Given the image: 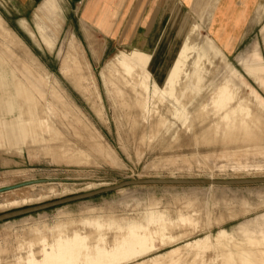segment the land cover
<instances>
[{"label": "rangeland", "instance_id": "rangeland-1", "mask_svg": "<svg viewBox=\"0 0 264 264\" xmlns=\"http://www.w3.org/2000/svg\"><path fill=\"white\" fill-rule=\"evenodd\" d=\"M41 2L0 0L19 110L11 125L0 79V188L47 179L0 192V213L126 179L264 176V0L231 56L206 32L217 0L169 4L145 46L97 35L82 0ZM263 240L264 184L134 185L0 221V264H264Z\"/></svg>", "mask_w": 264, "mask_h": 264}, {"label": "crops", "instance_id": "crops-1", "mask_svg": "<svg viewBox=\"0 0 264 264\" xmlns=\"http://www.w3.org/2000/svg\"><path fill=\"white\" fill-rule=\"evenodd\" d=\"M41 1L40 7L44 8L56 2ZM178 1L183 3L186 0H82L79 19L106 41L130 46L140 40L145 46L168 5L175 6ZM259 1L217 0L206 32L226 56L233 55L239 47ZM57 4L60 7L59 0ZM0 20L4 24L1 17ZM19 25L21 26L20 23ZM15 37L19 38L16 35ZM0 64L3 68L4 62L1 58ZM5 72L7 73L6 70ZM8 74L10 79V72ZM1 119L7 118L0 114ZM2 146L0 143V147ZM221 232L226 235L224 230Z\"/></svg>", "mask_w": 264, "mask_h": 264}, {"label": "water", "instance_id": "water-1", "mask_svg": "<svg viewBox=\"0 0 264 264\" xmlns=\"http://www.w3.org/2000/svg\"><path fill=\"white\" fill-rule=\"evenodd\" d=\"M47 179H33L29 181H22L17 184L9 185L6 187H1L0 192L18 188L24 185H28L36 182H45ZM147 184H213V185H247V184H264V176L262 177H243V178H230V179H198V178H136V179H126L120 181L119 183L105 185L90 191H85L82 193H77L74 195L58 198L55 200L38 203L34 205H29L7 212L0 213V221H5L13 219L19 216L31 214L47 208L60 206L69 202L77 201L80 199H85L93 197L99 194L119 190L127 186L134 185H147Z\"/></svg>", "mask_w": 264, "mask_h": 264}, {"label": "bare ground", "instance_id": "bare-ground-1", "mask_svg": "<svg viewBox=\"0 0 264 264\" xmlns=\"http://www.w3.org/2000/svg\"><path fill=\"white\" fill-rule=\"evenodd\" d=\"M1 30V29H0ZM1 33V32H0ZM3 33V32H2ZM4 37V36H3ZM10 37V36H9ZM9 37H8V39H9ZM11 38V37H10ZM17 40V39H16ZM11 43H12V41H11ZM14 44V43H13ZM10 48V47H9ZM4 53V52H3ZM81 58V57H80ZM79 58V59H80ZM79 61V60H78ZM76 62V61H75ZM80 63H82L81 61H79ZM30 64V63H29ZM81 66H82V64H81ZM80 66V67H81ZM83 66H85V64L83 65ZM30 67H31V65H30ZM30 67H28L27 66V63L26 64H24L23 65V68H22V72H29L28 74H29V76H30V72H31V69H30ZM71 67V66H70ZM33 68V67H32ZM71 68H73V67H71ZM86 68V67H85ZM76 69V68H75ZM85 70V69H84ZM37 71V70H36ZM70 71V70H69ZM76 71V70H75ZM80 71H82V69L80 70ZM88 71V70H87ZM35 72V71H34ZM33 73V72H32ZM84 73H86V71L84 72ZM8 73H6L5 72V70L2 68V66H1V64H0V79H1V85H2V88H3V92H4V97H5V102H6V106H7V110H8V115H9V119H8V122L9 123H12L11 125H13V124H16V122H17V120H18V115H19V110H18V112L17 113H15V110L16 109H18V106H17V102H16V100H15V98H14V96H13V86H12V83H11V78L9 79V74L7 75ZM26 74V73H25ZM86 74H88V73H86ZM24 75V74H23ZM40 75V74H39ZM84 75V74H83ZM29 76H27V77H29ZM33 76V75H32ZM36 76V75H35ZM35 76H34V78H35ZM31 77V76H30ZM38 77V79H39V76H37ZM42 77V76H41ZM32 78V77H31ZM26 79V78H25ZM28 79H30V78H28ZM38 79H36V80H38ZM34 80V79H33ZM30 81H32V80H30ZM33 82V81H32ZM36 82V81H35ZM16 83V82H15ZM37 83V82H36ZM35 83V84H36ZM34 84V83H33ZM32 83L30 84V87H33V86H31V85H33ZM24 85V84H23ZM22 85V86H23ZM18 86V85H17ZM21 86V87H22ZM26 86V85H25ZM24 86V87H25ZM36 86V85H35ZM33 87L34 89H37V87ZM16 87V86H15ZM39 87V86H38ZM86 87V86H85ZM27 88V87H26ZM29 89V88H28ZM27 89V90H28ZM33 89V90H34ZM38 89H41V88H38ZM20 91V90H19ZM22 91V90H21ZM30 91V90H29ZM23 92V91H22ZM42 92V91H41ZM39 93H40V91H39ZM25 94V93H24ZM41 94V93H40ZM26 95V94H25ZM24 96V95H23ZM22 96V97H23ZM26 100H27V98H26ZM31 100V99H30ZM23 102H24V100H23ZM28 102V101H27ZM25 103V102H24ZM28 105H30V104H28ZM30 107V106H29ZM26 113H27V110H26ZM1 115H2V112H1ZM24 117H27V116H24ZM100 146V145H99ZM103 146V145H102ZM101 147V146H100ZM102 149H105V148H102ZM101 150V149H100ZM105 151V150H104ZM264 155V154H263ZM110 157V156H109ZM263 159V158H262ZM264 160V159H263ZM262 160V161H263ZM250 161V160H249ZM227 162V161H226ZM256 163H257V161H256ZM255 162L254 163H251V164H249V165H255L256 164ZM215 164V163H214ZM263 164V163H262ZM262 164H260V165H262ZM225 166V165H224ZM247 166H248V164H247ZM256 166V165H255ZM259 166V165H258ZM260 167V166H259ZM230 168V167H229ZM239 168V167H238ZM233 169V168H232ZM260 170H261V168H260ZM208 179H213V178H208ZM37 183H42V182H36V184ZM31 184H35V183H31ZM28 185H30V184H28ZM209 186H214L213 184H209ZM128 187V186H127ZM227 187V186H226ZM14 189H16V188H14ZM122 189H125V187L124 188H121V189H119V190H122ZM11 190H13V189H11ZM192 208V207H191ZM185 217V216H184ZM188 217V216H187ZM201 220V219H200ZM216 225V224H215ZM224 237H222V236H217V240L218 241H222V239H223ZM226 240V239H225ZM224 240V241H225ZM262 242H264V240L262 241ZM208 243H209V241H208ZM210 244V243H209ZM211 245V244H210ZM216 245V244H215ZM259 245V244H258ZM214 247V246H213ZM217 249V248H216ZM207 250H209V249H207ZM171 251V250H170ZM232 251V250H231ZM241 251V250H240ZM243 251V250H242ZM241 251V252H242ZM252 250L250 249L249 251H247V253H254V251H252ZM260 252V253H264V248L262 247V248H257L256 249V252ZM181 253V252H180ZM179 253V254H180ZM260 255V254H259ZM153 258V257H152ZM150 260H147L146 261V264H156V263H154L153 261H150ZM144 261H141V262H139L138 261V263H136V264H142ZM253 263V262H252ZM248 264V263H247ZM249 264H251L250 262H249Z\"/></svg>", "mask_w": 264, "mask_h": 264}]
</instances>
